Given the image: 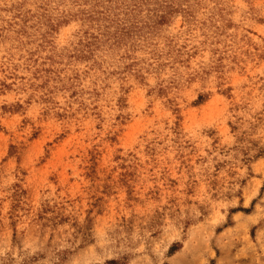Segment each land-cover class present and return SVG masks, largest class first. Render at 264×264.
<instances>
[{"label": "rangeland", "instance_id": "obj_1", "mask_svg": "<svg viewBox=\"0 0 264 264\" xmlns=\"http://www.w3.org/2000/svg\"><path fill=\"white\" fill-rule=\"evenodd\" d=\"M0 264H264V0H0Z\"/></svg>", "mask_w": 264, "mask_h": 264}]
</instances>
